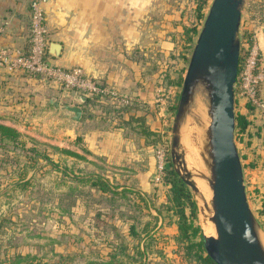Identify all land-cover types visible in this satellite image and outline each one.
Returning a JSON list of instances; mask_svg holds the SVG:
<instances>
[{
	"label": "rangeland",
	"instance_id": "374dc122",
	"mask_svg": "<svg viewBox=\"0 0 264 264\" xmlns=\"http://www.w3.org/2000/svg\"><path fill=\"white\" fill-rule=\"evenodd\" d=\"M147 1L151 3L152 12L149 68L153 83L158 89L161 85L162 89L156 90L157 102L152 104V114H156L160 108H166L159 99L161 95L163 102L169 98V103L176 105L181 84L174 86L173 83L178 75L183 77L188 62L182 61L180 55L188 58L190 55L181 34L184 28L200 31L212 0ZM200 3L201 18H196ZM263 24L264 0H245L238 29L240 44L245 31L264 30ZM195 39L196 36L192 47ZM62 42L68 44L74 54L80 53V33L70 34ZM51 84L63 88L61 92L64 93H59L58 89L47 92L40 108L49 112L32 114V109L26 108L23 101L14 106L13 103H0V124L19 133L13 141H0V264H195L186 258L183 246L174 241L177 218L167 208L168 189L162 182L153 180L155 153L161 145L165 144L170 163L175 109L168 112L163 132L149 137L152 158L147 172L152 171L146 178V173L113 166L90 153L78 130L70 134L68 121L63 118L67 112L59 107L70 102L79 105L76 97L82 94L59 83ZM66 92L74 93L71 100L64 95ZM50 99L58 103L57 109L49 106ZM91 103L95 104L94 108L97 106L94 99ZM246 103L249 101L239 92L234 99V114L244 115L248 125L240 132L234 130V142L248 206L260 241L264 242V200L261 196L264 195V115L251 103L252 109H249ZM98 105L110 118L138 108L131 100L124 105H114L110 99H105ZM208 120L206 94L198 87L180 125L178 151L192 177L200 175L202 181H205L203 177H209ZM134 125L140 128L138 122ZM77 137L81 140H76ZM96 176L115 192L103 194L86 181ZM206 193L207 196L203 193V200L209 207L208 186ZM193 199L197 204L195 223L203 232L202 219L207 217L209 210L196 197Z\"/></svg>",
	"mask_w": 264,
	"mask_h": 264
},
{
	"label": "crops",
	"instance_id": "0c3cea01",
	"mask_svg": "<svg viewBox=\"0 0 264 264\" xmlns=\"http://www.w3.org/2000/svg\"><path fill=\"white\" fill-rule=\"evenodd\" d=\"M30 1L0 0V48L27 49ZM150 4L147 0H45L44 3L48 46L51 42L61 45L58 57H50L47 46L49 62L65 69L82 68L100 85L129 97L138 107L110 118L98 105L104 101L95 100L99 107L96 106V109L95 104L89 102L84 105L83 102L78 123L70 121L68 113L64 115L63 118L66 117L68 121V132L71 134L78 130L93 155L102 157L113 166L146 173V178L152 171L149 169L147 172L152 158V146L148 141L151 136L143 135L140 130L145 128L151 133H162L169 114L161 103L159 105L164 108V112L160 108L156 114H152V104L157 102L156 90L162 89L161 85L158 89L153 83L149 68L152 58ZM76 32L80 33L79 54H74L69 45L62 42L63 38L66 40ZM252 33L264 72V30L256 28ZM52 89L64 93L61 92L63 88L52 85L38 75L10 70L6 66L0 68V103H13L14 106L23 101L26 108L32 109V114L49 112L40 108V105ZM73 94L66 92L64 95L71 100ZM261 95L264 98V84ZM161 96L160 101L167 105L168 96L165 95V99L168 98L166 102ZM84 97L85 100L91 99ZM48 104L53 109L58 108V103L51 99ZM69 104L74 105L73 102ZM136 122L141 125L140 128L134 127ZM261 196L264 200V195Z\"/></svg>",
	"mask_w": 264,
	"mask_h": 264
},
{
	"label": "water",
	"instance_id": "95a60500",
	"mask_svg": "<svg viewBox=\"0 0 264 264\" xmlns=\"http://www.w3.org/2000/svg\"><path fill=\"white\" fill-rule=\"evenodd\" d=\"M245 0H212L182 77L179 98L171 126L170 164L180 180L197 198L198 188L192 180L182 153L180 125L190 108L195 92L202 87L207 99L206 127L207 168L205 178L211 197L207 216L214 236L202 233L205 254L215 264H264V247L257 234L254 216L248 206L241 163L234 142V84L237 76L240 41L238 29ZM61 45L51 42L48 55L58 57ZM79 105L59 108L76 123L81 116Z\"/></svg>",
	"mask_w": 264,
	"mask_h": 264
},
{
	"label": "built area",
	"instance_id": "2783aa9c",
	"mask_svg": "<svg viewBox=\"0 0 264 264\" xmlns=\"http://www.w3.org/2000/svg\"><path fill=\"white\" fill-rule=\"evenodd\" d=\"M44 3L45 0L30 1L28 49L24 51L23 49L11 47L0 48V68L6 66L10 70H22L30 75H38L44 80L59 83L67 89H76L83 96L92 97L101 102L110 99L114 105L115 103L127 104L130 100L129 97L120 95L113 89L103 87L89 77L82 68L65 69L49 62ZM244 48L247 53L241 64L238 62L236 76V78H239V92L264 115V99L259 89V86L264 82V72L262 68L256 67L259 52L254 34L251 37L250 44H245ZM166 152L167 149L164 144L155 153L156 171L153 175L155 182H161L163 171L168 166Z\"/></svg>",
	"mask_w": 264,
	"mask_h": 264
},
{
	"label": "trees",
	"instance_id": "16d2710c",
	"mask_svg": "<svg viewBox=\"0 0 264 264\" xmlns=\"http://www.w3.org/2000/svg\"><path fill=\"white\" fill-rule=\"evenodd\" d=\"M201 7H202V3L197 5L196 18H201V13H200ZM181 35L186 43V50L188 47V50L190 53L192 49L191 42L193 40V37L194 36L197 37L198 35L197 30L195 28H184ZM252 35L253 33L251 31L244 32V38L241 41V47H240V55H239L240 64L247 53V51L244 48V45L250 44ZM28 46H29V42H28ZM27 49H24V51H26ZM180 57L182 61L185 60L186 62L188 60L187 59L188 57H185L184 54H181ZM256 67L263 69L260 54L256 62ZM181 82H182V75H178L173 85L174 86H177V84L180 85ZM238 84H239V78L237 77L236 82H235V87H234L235 99H236V96H238L239 94ZM263 84L264 82L259 86L260 91L262 90ZM92 99L96 100L95 98H92ZM89 102H92V101L91 99L88 98L84 101V105ZM249 103H246V105L249 107V109H252V106ZM173 104L174 102L169 103V100H168V103L166 105V109L168 112L172 109H175V105ZM247 125H248V121L244 115L235 116V129L238 130V132L244 130ZM140 132H142L143 135H147V136L148 135L152 136L154 134V133L149 132L145 128H141ZM17 136H19L18 131H16L15 129L11 127L0 124V141L4 139L13 141L15 140ZM76 140L80 141L81 138L77 137ZM71 154H74V153H71ZM166 160H167L168 166L163 171V174L161 176V182L168 189L167 202L169 205L167 208L177 218L176 219L177 234L174 237V241L177 243L178 246L180 245L183 246L186 258H189L193 263L195 264H215L204 252L202 240H201L203 232L200 226L196 225L195 223L197 220V204L195 200L193 199V196L191 192L189 191L188 187L180 180L178 175L172 169L171 164L169 163L168 156L166 157ZM86 181H88L92 187H95L98 191H100L103 194L115 192L114 189L111 188L108 185V183L102 180L101 177L99 176H96L94 178H89ZM131 234L132 235L134 234L133 231L131 232ZM147 236H150V235H147Z\"/></svg>",
	"mask_w": 264,
	"mask_h": 264
},
{
	"label": "bare ground",
	"instance_id": "6f19581e",
	"mask_svg": "<svg viewBox=\"0 0 264 264\" xmlns=\"http://www.w3.org/2000/svg\"><path fill=\"white\" fill-rule=\"evenodd\" d=\"M186 143V142H185ZM190 159V158H189ZM191 160V159H190ZM189 162V161H188ZM193 163H194V161H193ZM190 164H192V162H190ZM194 165V164H193ZM200 176V175H199ZM199 176H197V174L196 175H194L193 177H192V180L194 181V183H195V185H196V187L198 188V195H197V199H198V201H199V203L203 206V204H202V201H203V193L204 194H206V196H207V193H206V189H207V183H204L205 181H202L203 179L201 178V177H199ZM205 196V197H206ZM199 206V205H198ZM201 208V207H200ZM203 215H204V213H203ZM206 216H208V215H206ZM202 227H203V229H205L203 232H204V234L205 235H212V236H214V231H213V227H212V225L209 223V221H208V219H207V217L206 218H204V219H202ZM262 241V240H261ZM262 244H263V247H264V242H262Z\"/></svg>",
	"mask_w": 264,
	"mask_h": 264
}]
</instances>
